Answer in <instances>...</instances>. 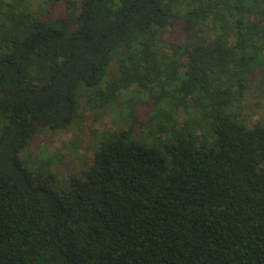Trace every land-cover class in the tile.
<instances>
[{
	"label": "trees",
	"instance_id": "obj_1",
	"mask_svg": "<svg viewBox=\"0 0 264 264\" xmlns=\"http://www.w3.org/2000/svg\"><path fill=\"white\" fill-rule=\"evenodd\" d=\"M42 1L0 0V264H264V0ZM87 108L117 127L57 189L22 153Z\"/></svg>",
	"mask_w": 264,
	"mask_h": 264
},
{
	"label": "rangeland",
	"instance_id": "obj_2",
	"mask_svg": "<svg viewBox=\"0 0 264 264\" xmlns=\"http://www.w3.org/2000/svg\"><path fill=\"white\" fill-rule=\"evenodd\" d=\"M28 2L33 8L41 9V12L52 9L49 17H58L66 13L62 1L55 6L43 3L42 0H28ZM249 85L251 88L242 98V104L247 121L252 126L264 116V71L258 68L256 74H249ZM83 110L79 123L55 133L45 130L36 135L22 153L24 160L34 169H37L44 159H52L49 170L54 177H50L49 181L57 189L68 188L72 178L80 176L82 171L91 165L103 134L114 130L120 117L115 119L114 116L119 113L118 108L104 115H96L97 112L90 108ZM185 118L187 114L181 109L177 119L182 121ZM4 122V118L0 116V133Z\"/></svg>",
	"mask_w": 264,
	"mask_h": 264
}]
</instances>
